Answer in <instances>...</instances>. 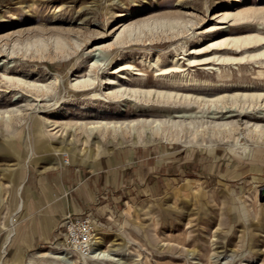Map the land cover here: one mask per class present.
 Segmentation results:
<instances>
[{
  "label": "rangeland",
  "instance_id": "rangeland-1",
  "mask_svg": "<svg viewBox=\"0 0 264 264\" xmlns=\"http://www.w3.org/2000/svg\"><path fill=\"white\" fill-rule=\"evenodd\" d=\"M227 11L231 14L222 21ZM238 13L246 17L232 20ZM141 25L149 26L143 42L128 43L119 52L93 51L97 44L115 43L124 28ZM222 27L231 36H264V0H0V116L20 118L9 128L0 124V264H264V142L246 135L254 123L264 125V95L250 108L242 101V114L225 118L222 112L223 105L238 104L234 94H264V57L221 67L222 76L205 70L219 66L216 62L193 67L187 62L211 53L206 48L226 34ZM57 38L66 43L63 48H56ZM197 48L201 51L191 54ZM258 49L264 51V41L232 55ZM174 57L184 75L197 79L193 84L220 87L188 85L173 97L157 96L172 86L159 85L167 81L147 64ZM93 58L104 63L99 74L90 66ZM122 63L134 68L130 81H118L127 71L113 74ZM139 71L143 75H136ZM89 75L99 76L93 89L74 86ZM122 82L128 94L113 99L108 93ZM35 85L50 90L41 95ZM131 89L153 95H134ZM142 119L193 120L205 136L196 139L190 130L173 140L112 141L95 134L85 142L84 123ZM224 122L238 131L228 141L210 134ZM52 161L62 165L53 168ZM119 166L131 171L125 184L94 187L84 210L74 214L88 213L98 224L93 248L112 250L93 258L65 240L63 220L53 210L61 190L38 188L37 178L69 169L82 184L102 167ZM21 170L26 173L22 194L14 178Z\"/></svg>",
  "mask_w": 264,
  "mask_h": 264
},
{
  "label": "bare ground",
  "instance_id": "bare-ground-1",
  "mask_svg": "<svg viewBox=\"0 0 264 264\" xmlns=\"http://www.w3.org/2000/svg\"><path fill=\"white\" fill-rule=\"evenodd\" d=\"M231 13L229 11L224 12L221 14L222 21H225L229 18V15ZM129 16V15H127ZM246 17V13H238L236 15H232V20L238 21ZM123 25H120L117 27L116 30H119ZM149 27L147 25H141V26H128L124 28L121 32H119L116 36L115 43L112 45H109L108 47H105L103 44H97L95 45L93 51H100L102 49H113L114 52H119L121 47H124L125 45L128 46V43L132 42H143L142 34L144 33V28ZM223 29L226 27H222ZM149 29V28H148ZM224 29V30H225ZM227 30V29H226ZM225 31V35H223L221 38L217 39L216 41L212 42L206 50H211L209 54H206L202 57H189L187 58V62L189 63V66L193 67L196 65H209L211 62H216L215 64L219 66H208L205 68V70L210 71L213 73H219V76H222L221 67L226 66H235V65H242L244 61L250 60V59H261L264 57V51L261 52L258 51L255 53H250L247 50L244 52L245 55H240V57L234 56L232 54L236 52H241L243 49L248 48L249 46L253 44L262 43L264 41L263 35H249V36H231L230 33H227ZM66 45V43L61 39L57 38L56 42V48H63ZM78 45V44H77ZM79 46V45H78ZM105 47V48H103ZM257 50V49H256ZM261 50V49H260ZM198 51H201L200 48L195 49L191 54H196ZM207 52V51H206ZM15 53L14 51L11 52V54ZM97 58V57H96ZM93 58L90 61V66L94 68V72L97 73L99 70H104L105 68H102L101 65L104 66V63L99 62V59ZM180 59L171 58L169 63H163L159 58L156 61L148 62V67L153 68L156 72L155 76L157 78H161L162 80H166L167 83H159V85H171V91L167 92V94H163V92L158 91L156 93L157 96L165 97L166 95L169 97H173V93L181 90L185 86L188 85H195V86H202L204 88H208L210 86L220 87L218 85H214L211 82H203L198 85L197 79L193 77H188L184 75L182 72L185 71L183 66L179 62ZM145 62V61H144ZM213 64V65H215ZM118 70L113 72L120 73L122 71H127V73L121 77V80L118 81H130V76L132 77V73L130 74V70H134L132 65H128L126 63H122L119 65ZM95 72V73H96ZM96 73V74H97ZM182 73V74H181ZM99 74V73H98ZM130 75V76H129ZM136 75H143L142 72H137ZM83 77V76H82ZM99 77V76H98ZM97 76L92 77L89 75L88 78H82V80H77V82L74 84L77 88H80L81 91H88L90 89L94 88L96 79H98ZM113 77H107V83L112 84L114 82ZM10 82H13L14 84L18 85H28V83L20 78H7ZM160 80V79H159ZM196 83V84H193ZM143 84V83H142ZM144 84H147V81H144ZM143 84V85H144ZM125 85L124 82L120 84V88L117 91H111L108 94L111 95V97L119 98L123 96V94H128V91H122V87ZM183 86V87H182ZM24 88V87H23ZM186 88V87H185ZM251 88V87H247ZM35 89V90H34ZM33 91H36L37 93H42L41 95H45L49 92L50 87L48 85H35ZM129 92H132L134 95L138 94L143 95L144 97H151L153 95L152 91H143L141 89H131ZM182 93V92H181ZM175 94V93H174ZM39 95V94H37ZM155 95V94H154ZM175 95H178L176 93ZM264 94H255V93H244V94H234L231 97L235 100V103L238 104L234 106L235 108H229L227 105H223L222 112H225L227 116L225 118H230L233 115L234 112H242L244 111V105L241 106V102L244 101V104L248 103V108L252 106L251 103L260 100ZM94 96H97L95 94ZM187 96V95H186ZM185 96V97H186ZM225 97V95L218 97L219 100H222ZM168 98V97H167ZM188 98V97H187ZM200 99V97H197ZM202 103V101H200ZM23 105V102H21L20 106ZM255 105H253L254 107ZM20 110V109H19ZM9 113V111H8ZM215 113V112H214ZM6 115V114H5ZM14 114L9 113V115L0 116V124L4 125L5 127L9 128L12 127L15 123L20 122V118L18 116H13ZM95 116V113L89 114V118H92ZM182 115H179L181 117ZM183 115L182 117H184ZM246 116V115H245ZM186 117V116H185ZM224 117V116H222ZM254 118V117H253ZM258 118V117H257ZM252 119V118H251ZM264 120V119H263ZM256 121V120H255ZM47 123L49 125H56L53 120H47ZM254 123V122H253ZM138 124H140V128L138 127ZM81 126V125H79ZM78 126V127H79ZM65 128V127H64ZM83 128L86 129L87 137L85 142H88V138L98 134L101 139H107L111 138V140H115L118 137H124V138H137L138 140L143 136L146 138V140H152V139H158V140H170V139H179L182 137L185 132H191L193 131L192 136L194 138H203L205 136V132L199 129V126L197 122H194L193 120L189 123H186L183 121H161L158 119L155 120H148V119H142L141 121H132L128 123H121V122H111V121H92L89 123H84ZM66 129V128H65ZM191 130V131H190ZM237 131V128L234 124L231 123H217L212 127L210 130V134L212 136H215L219 138L221 141L225 140L228 141L229 139H232V137L235 136ZM248 137H250L252 140H256L257 142H264V125H261L258 123L253 124V128H248L247 134ZM245 135V136H246ZM91 139V138H90ZM238 139V138H237ZM73 141V139H71ZM111 141V142H112ZM20 204V203H19ZM22 204L19 205V208ZM21 210V209H20ZM101 244L102 241H99ZM63 245V244H62ZM76 248V246H71V248ZM64 252V251H63ZM114 252V251H113ZM45 255H50L51 253H44ZM89 254H92L91 256L93 258H101V257H107L109 254H112V250L104 249L102 245L95 246L92 248L89 252ZM56 258H63V256H56Z\"/></svg>",
  "mask_w": 264,
  "mask_h": 264
},
{
  "label": "crops",
  "instance_id": "crops-1",
  "mask_svg": "<svg viewBox=\"0 0 264 264\" xmlns=\"http://www.w3.org/2000/svg\"><path fill=\"white\" fill-rule=\"evenodd\" d=\"M52 164L54 165L53 168L62 165L61 163H56L54 161H52ZM148 165L149 159L147 161L141 162V169L144 170L148 167ZM101 170L103 171L96 172L93 176H91L92 178H89L87 181L81 184L78 182L80 175L74 174L69 169H55L51 172L48 171L44 176L37 178L38 184L36 185L38 188L40 185H42L41 187L48 192H50L49 188H52V185H57V188L59 191H61L58 192L59 197L54 203L55 208L53 210L55 216L64 220L67 216L74 215L79 211L82 212L84 210V203H88L86 197L88 198L90 194L94 193V187L105 186L107 188H119L120 185L125 184V180L127 181L131 175V171H128L129 169L121 166L116 169H111L110 167L109 169H105L102 167ZM262 171H264V168H262ZM150 176L151 174H147L146 177L143 176L142 179L145 181L147 178L149 179ZM14 178L21 185L20 191L22 194L25 187L26 173L21 170V172H18ZM157 183L159 184V181ZM46 198L48 200L47 194Z\"/></svg>",
  "mask_w": 264,
  "mask_h": 264
},
{
  "label": "built area",
  "instance_id": "built-area-1",
  "mask_svg": "<svg viewBox=\"0 0 264 264\" xmlns=\"http://www.w3.org/2000/svg\"><path fill=\"white\" fill-rule=\"evenodd\" d=\"M65 240L82 253H89L96 243L98 224L88 213L69 215L63 222Z\"/></svg>",
  "mask_w": 264,
  "mask_h": 264
},
{
  "label": "water",
  "instance_id": "water-1",
  "mask_svg": "<svg viewBox=\"0 0 264 264\" xmlns=\"http://www.w3.org/2000/svg\"><path fill=\"white\" fill-rule=\"evenodd\" d=\"M261 196H264V187L261 189Z\"/></svg>",
  "mask_w": 264,
  "mask_h": 264
}]
</instances>
